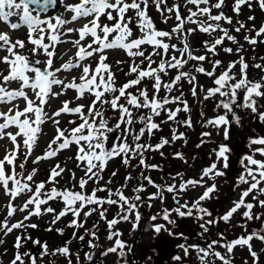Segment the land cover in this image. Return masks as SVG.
Wrapping results in <instances>:
<instances>
[{
	"label": "snow or ice",
	"instance_id": "1",
	"mask_svg": "<svg viewBox=\"0 0 264 264\" xmlns=\"http://www.w3.org/2000/svg\"><path fill=\"white\" fill-rule=\"evenodd\" d=\"M59 2L64 12L71 13L70 17L66 18L63 14H59L42 18L41 13L46 14L50 7L56 5L57 0H0V22L8 24L11 30H18L25 26L28 30L27 43L33 45L29 49L32 55L27 56L21 51L26 48L24 40L13 41L8 33L0 32V51L7 53L0 57V63L7 65V74L0 71V104L12 105L7 111H0V140L7 138L12 144V147L6 149L5 155L0 159V187L9 197L6 205L7 215L3 221H0V233L7 236L14 230L35 229L38 227L37 224L25 222L34 216L38 217L46 213L53 214L52 224L71 214L73 220L68 226L83 228L84 223L79 220V217L83 215L87 219L99 209L100 218L106 220L108 225V239L114 241L113 245L103 250L100 255L117 253L123 259L126 255L125 249L127 248L129 252L132 249L120 239L122 233L115 226L121 221L131 220L133 230H136L142 221L138 211L143 202L140 193L144 192L146 187L142 183L138 184L132 189L133 196L125 195L124 189L127 182L132 179L131 175L126 176V184L115 191L106 186H99L107 163L111 159L121 157L126 166H130L132 159H138L140 166L145 170L160 168L158 164L147 163L146 153L159 151L163 156L161 149L165 145L185 139V133L173 128L171 139L161 137L156 144L148 143L146 140L151 139L156 131L161 130L163 124L170 121H176L177 124L188 128L193 126L190 118L182 121L178 119V113L190 111V106L183 98V91H180L179 95H172L184 80L193 86V95L198 94L199 88L205 91V100L217 94L222 98L216 107L223 108L225 113L207 120L204 126L211 125L217 129L223 126L225 140L230 139V125L233 120L238 125L240 123L239 117L230 119L229 114L233 113V106L237 104L238 94L241 92L243 104L240 106L250 109L261 122H264V110H261L264 105L259 103V100L264 99V76L254 81L249 78L247 71L249 67L264 71V63L249 65L246 57L242 55L245 51L244 45L240 44L236 35L231 34L232 31L246 32L243 40L248 45L255 46L258 43H264V24H261L259 28H256L254 24L249 27L247 23L237 19L233 29L224 27V24L233 25L234 23L233 18L223 11L226 0H214V2L213 0H183V4L171 6H168L167 0H77L75 3L59 0ZM253 2L254 0H234L232 11L239 16L242 6L251 9ZM255 3L259 5L261 11H264V0H255ZM35 5H39L40 10L34 15L33 12L36 9L31 6ZM188 5L193 7H187ZM152 6H155L165 24L172 18L169 14H174L176 24L170 31L156 26L149 14ZM183 8H187L186 14L182 12ZM129 12L133 15H129ZM12 17H17L18 22L12 23L10 21ZM105 17L109 23L103 22ZM81 19L87 21L81 27H66ZM247 20L254 21L255 16L250 15ZM133 24L138 29V35L133 30ZM189 24L194 27H187ZM197 32L209 37L202 42V48L194 47L190 40V37ZM71 33H76L78 36L71 41L76 49L74 58L70 57L60 67H55V49L58 44L65 42L63 37ZM217 33L219 35H216ZM173 39L177 43H172ZM226 41L238 47L235 49L225 47ZM149 48L151 51L148 50ZM117 49L126 52L131 62L117 60L114 68L107 62L109 59L107 51ZM220 50L226 54L234 53L238 59L230 61L227 67H224L221 59L214 58L218 57ZM197 52L202 54L197 55ZM41 54L44 55V60L33 59ZM93 57H98L94 68L89 63H85ZM260 60L264 61V57H260ZM205 63L210 64L211 70L204 67ZM123 64L128 65L124 75L135 78L119 84L116 72L123 71L120 68ZM237 65L240 68L238 77L234 73ZM74 69H80L78 78L72 77L68 81L59 75L62 72L70 73ZM173 70L174 76L171 75ZM217 70H220L218 75ZM195 73L212 77L215 87L204 90L198 85ZM164 77L168 79L165 80ZM145 80L151 82L150 87L144 84ZM13 82L18 83L19 87L11 88L10 85ZM54 88L60 90L54 91ZM70 89L76 93L73 100L62 101V106L55 111H46L51 99L65 95ZM28 90H31L32 96H29ZM86 98H91V102L87 105L74 103ZM18 99L25 101L23 109L14 103ZM170 105H177V107L173 109L169 107ZM109 108L118 115L108 116ZM63 114L75 115L80 122L70 119L68 124L74 127L61 128L60 117ZM164 114L167 118L157 121L156 118ZM201 115L203 116V113ZM48 122L54 125L55 135L48 142L43 154L32 160V164L37 165L41 161L55 158L61 151L75 144L77 167L84 172V176L78 181L79 190H75V184L71 188L56 186L59 183L58 178L62 177L66 171L71 172L73 181L76 180L75 172L59 163L50 169L48 178L44 181L34 180L38 172L37 168L27 171L26 162L33 155L39 137L43 135L42 125ZM136 125L141 126L137 129ZM10 128H15L16 131H8ZM116 133L118 134L113 137ZM202 136H211V133L205 132ZM110 139L112 143L109 147ZM201 143L204 141L201 140ZM249 143L257 147L252 148V154L245 155L241 160L244 170L237 178V186L247 185V187L240 192L239 199L233 201L232 206L219 217L224 222H229L233 215L243 208L242 216L247 221L256 220L264 224V214L254 211L257 204L260 208H264V199H260L264 196V136L250 137ZM199 146L198 144L197 147ZM230 152L231 149L227 144H220L217 149H214L216 162L204 168L198 180L184 179L183 174L177 172L172 179L176 181L179 178V183L158 185L151 176L144 175L142 172L141 178L157 189L149 195V200L160 199L163 202V194L167 192L173 194V200L177 204L174 209H164L162 214L151 216L150 220L153 222L158 218L166 222V224H151V230L157 235L167 232L169 236L183 237V233L174 231L177 220L172 218L173 213L179 218L191 217L199 213L196 218L203 221L200 227L205 233L209 230L207 225L217 223L211 218L212 213L203 207L201 202L211 199L216 192L217 185L208 184L207 181L225 175L218 164H222L223 169H227ZM257 154L262 159L255 158ZM20 155H23V161L17 164ZM173 155L175 158L185 160L181 152H175ZM115 175L116 173L113 172L112 176ZM89 182L97 184L90 193L86 190ZM111 182L109 180L107 183ZM49 185L51 187H48ZM190 186L203 187L204 191L191 203L188 201L180 203V194L187 192ZM100 192H107V196H98ZM23 194H27L28 198L22 206L17 207L13 201ZM249 196L255 203L246 200ZM55 200L62 201L64 205L58 213L49 205L50 201ZM104 204L117 205L120 212L113 219L107 220V209L103 207ZM93 205L95 207H89ZM151 206L149 204V207ZM86 208L87 211H85ZM17 211L27 212V215L22 220L10 223ZM52 230L51 227L47 229V231ZM56 231L63 234V229H56ZM85 232L93 239L97 238L94 231L85 229ZM73 237L81 241L85 239L83 235L77 237L75 232ZM221 237L223 238L222 234ZM254 240L264 244V226L224 243L213 240L206 247L198 244H180L177 247L183 251L184 257L190 256V250H194L200 264H214L212 257L219 260L221 264H233L234 250L237 246H241L247 248L252 264H262L261 255L264 254V248L258 252L253 244ZM27 241L40 247L38 256L30 251H21ZM3 243L4 240L0 239V244ZM70 243L71 241H68L63 246L50 250L46 242L33 240L30 235L22 233L16 236L13 245L15 252L9 264H42L45 257L57 255L65 257L67 264H73L71 257L75 255V264H82L79 253L71 252ZM88 245L90 248L98 247L92 240L88 241ZM216 246L224 248L225 253L216 251ZM184 257L177 255L173 259L182 261ZM83 259L89 264H95L94 254L91 252L85 253ZM124 264L128 262L125 261Z\"/></svg>",
	"mask_w": 264,
	"mask_h": 264
},
{
	"label": "rangeland",
	"instance_id": "2",
	"mask_svg": "<svg viewBox=\"0 0 264 264\" xmlns=\"http://www.w3.org/2000/svg\"><path fill=\"white\" fill-rule=\"evenodd\" d=\"M66 3H75L77 0H65ZM168 6L172 4H183V0H167ZM214 2V0H213ZM234 0H226L225 7L223 11L233 18V25L224 24V27L233 29L235 27V21L237 19L244 21L248 24L249 27H252L254 24L256 28H259L261 24H264V11H261L259 5L253 2L252 8L249 9L247 6H242L241 13L237 16L236 13L232 11ZM187 7H193L192 5H188ZM63 14L66 18L71 16V13L64 12L63 6L60 4L59 0H57L55 9L49 11L47 14H41L42 18L52 17L56 13ZM182 12L184 14L187 13V8H183ZM35 15L36 12H33ZM150 16L155 21L156 26L159 29L168 30L170 31L171 28L176 24V20L174 19V14H169L172 16L171 19L165 24L162 22V18L160 13L157 12L155 6L150 8ZM215 14V10H214ZM129 15H133L132 12H129ZM255 16L254 21H248V16ZM12 23L18 22L17 17L10 18ZM87 21L84 19L79 20L73 24H69L66 27L71 28H79ZM104 23H109L105 18H103ZM134 32L138 35V29H136L135 24L132 25ZM187 27H194V25H187ZM0 32L8 33L13 41L16 39H21L26 42V48L21 50L23 54L27 56H31V52L29 49L33 47L30 43H27L28 38V30L25 26L20 27L18 30H11L8 24L4 22H0ZM231 34L236 35L240 41V44L244 45L245 51L242 53L246 57V61L249 65L253 63H264V61L260 60V57H264V43H258L255 46L248 45L244 40L243 36L247 34L246 32L235 33L234 31ZM254 35V33H252ZM216 35H219L217 33ZM78 38L76 33L67 34L63 37V43L57 45L55 49V67H60L63 62H66L70 57L74 58V54L76 49L73 47L71 41ZM209 37L206 34H201L197 32L194 36L190 37L191 43L196 48L203 47V41L208 40ZM47 42V41H45ZM172 43H177L175 39L171 41ZM225 47H232L235 49L238 45L232 44L231 42H225ZM151 51V48L148 49ZM42 52V50H41ZM247 52L250 54L247 56ZM197 55L202 54L201 52H197ZM7 55L6 52L0 51V57ZM107 55L109 57L108 63L112 64L115 68V61L123 60V61H130V58L127 56L126 52L123 50H108ZM223 61L224 67H227L230 61H235L238 59L236 54H226L222 50L219 51L218 57ZM33 59H40L44 60L45 57L43 54L33 57ZM158 59V58H157ZM98 57L89 58L85 61V63H89L93 68L96 65ZM43 67V65H39ZM205 68L211 70L210 64L205 63ZM123 71H117V80L119 84L126 82L128 79L135 78L134 76L128 77L125 76L124 73L128 70V65L123 64L120 66ZM0 71H4L7 74V65L0 63ZM220 70H217V75L219 74ZM239 65L236 66L234 69V73L239 76ZM248 76L251 80H259L262 76H264V71L260 69H256L254 67H249ZM80 74V69H74L70 73H60L61 77H65L68 81L72 79V77H77ZM171 75H175V71H171ZM198 78V85L202 86L204 90L208 88L215 87L213 84V78L208 77L206 75L195 73ZM167 80V77H164ZM144 84L149 85L151 82L145 80ZM11 88H18L19 85L16 82H13L10 85ZM59 88H54V91H59ZM193 86L187 81L184 80L180 84L179 88L176 89L172 93V95H179L180 91L184 93V99L187 101L188 105L190 106L189 112H180L178 113L179 120L191 119L192 127L188 128L182 125L177 124L176 121H170L162 125L160 131H156L155 135L151 138L146 140L148 143L156 144L160 141L161 137H165L171 139L172 136V129L176 128L178 132L185 133V139L177 140L173 144L165 145L161 151H163L164 155L161 156L159 151L156 152H148L146 153L147 163L149 164H158L160 166L159 169H148L145 170L142 166L140 167L138 159H132L130 161V166H126L123 163L121 157H116L111 159L105 168V171L102 173L103 179L99 181V186L107 187L115 191L117 188L126 184L123 174L125 173L126 169L132 175V180L127 182L126 187L124 189L125 195L133 196L132 189L136 187L138 184H144L146 190L140 195L143 197V202L139 207L138 211L142 217V231L139 234L138 241L135 245V252H136V259H138V263H135V260L130 255L127 248L125 249L126 255L123 259H121L117 253H110L107 256H101L100 253L107 249L108 247L112 246L114 241H110L108 239L109 229L106 220L101 219L99 215V209L94 212L91 216L85 217L81 215L79 220L84 223L83 228H75L69 227V223L73 220V216L68 214L65 216L64 221L65 228L69 231H72L71 237L75 240V243H70L69 247L73 254L79 253L81 257L82 264H89L88 261L83 259L84 254L91 252L94 254V261L95 264H124L125 261L128 264H200V261L197 258V253L194 250L191 251V255L188 257H184L183 251L177 247L180 244L192 245L198 244L201 247H206L208 243H211L213 240H218L221 243L225 241H231L240 237L241 235L247 234L253 229L258 227L264 226L261 221H247L243 216L242 213L244 209L238 210L232 217L229 222H224L223 220L219 219L231 206L232 202L239 199L240 192L247 187V185H239L237 186V178L243 172V166L241 164V160L245 155L252 154L251 149L257 146L250 145L249 139L250 137L255 136H264V122H261L258 116L251 112L250 109H246L241 107L240 105L243 104V93L238 94L237 104L233 106V113L229 114L230 119L233 117H239L240 123L239 125L233 123L230 125V139H224V131L223 126L220 129L214 128L213 126L209 125L205 127V122L209 119L215 118L217 115H223L225 110L223 108H217L216 105L222 99L218 94L215 97L209 98L207 100L204 99L205 91L197 89L198 94H192ZM135 91V89H133ZM29 96H32L31 90H28ZM76 93L74 90H67L65 95L59 96L58 98L51 99L49 101L48 106L46 107V111H55L56 109L62 106V101L65 100H73ZM163 95V93H161ZM91 102V98L81 99L79 101H75L74 103L80 104H89ZM20 109H23L25 106V101L23 99H18L15 101ZM261 105H264V99L259 100ZM11 104H0V111H7ZM74 106V105H73ZM169 107L175 108L177 105H170ZM182 107V105H181ZM261 110H264L262 108ZM203 113V116L201 115ZM107 115L110 117H115L118 114L108 109ZM166 114L162 115L161 117L156 118L157 121L166 119ZM78 119L75 115H67L63 114L60 117L62 121L60 127L61 128H71L72 125L68 124V120ZM115 122L114 120L112 121ZM141 125H136L137 129ZM43 135L39 137L38 144L35 147L33 155L29 158L26 162L27 171H31L34 167L38 169L34 180L36 182L47 180L48 174L50 169L57 163L61 164V166L70 169L72 172H75L76 180L73 181L71 178V172L63 173L62 177L67 179L70 185L73 187L75 184V190H79L78 181L81 177L84 176V172L81 168L77 167V161L75 159L77 146L75 144L71 145L69 149L61 151L57 157L52 158L50 160L41 161L37 165L32 164V160L35 159L36 156L42 155L45 151L48 142L52 139L55 135V127L51 122L45 123L42 125ZM8 131L15 132V128H10ZM209 132L211 136H202V133ZM116 134H113V137ZM201 140L204 143H201ZM112 140H109L108 146L110 147ZM200 145L197 147V145ZM220 144H227L231 152L229 154V167L227 169H223L222 164H218V167L221 168L225 175L221 177H216L214 180H208V184L215 183L217 185L216 192L212 195L211 199L202 201V206L206 207L212 213V219L216 220L217 223L212 225H207L208 231L205 233L203 229L200 227V224L203 221L196 218L199 213L194 214L191 217H184L179 218L176 216L175 213L172 214V218L177 220V227L174 229L177 233H183V237L177 236H169L167 232H161V234L157 235L153 230H151V224H161L166 222L158 218L155 222L150 220V217L157 214H162L164 209H174L177 207L176 202L173 200V194L164 192V200L161 202L160 199L149 200L148 197L151 193L157 191V189L151 185L147 184V181H144L141 178V173L143 172L144 175L151 176V178L155 181L156 184H164V183H179V178L176 181H173L172 177L176 175L177 172L183 174L184 179H199L202 173V170L208 166H210L213 162H216V156L214 153V149H217ZM12 147L11 142L5 138L0 140V159L3 158L5 155V150L10 149ZM21 152H23V148H21ZM175 152H181L184 154L185 160H181L174 157ZM257 159H262L258 154L256 155ZM23 161V155H20L19 159L17 160V164ZM19 171V169H17ZM115 172L116 175L113 177L112 173ZM132 173V174H131ZM27 173H25L26 175ZM61 178V177H60ZM207 179V178H206ZM109 180L112 182L109 184L107 183ZM58 187V185H56ZM48 187H51L49 185ZM97 187L96 183L89 182L86 186L87 192H91L93 188ZM204 191L203 187H189L187 192L180 194V203H184L188 201L191 203L193 200L197 199ZM98 196L105 197L107 196V192H100ZM28 198L27 194H23L19 196L13 203L19 207L22 206L23 202ZM260 199H264V196H261ZM248 202L255 203L252 201L251 196L246 198ZM9 197L5 195L4 190L0 187V220H3L4 217L7 215L6 205L8 204ZM149 204L152 206L149 207ZM89 207H95L89 206ZM103 207L107 209L106 218L107 220L113 219L120 212V208L117 205H108L104 204ZM88 209L86 208L85 211ZM254 211L256 213L264 214V208H260L257 204ZM112 212H114L112 214ZM27 215V212H19L17 211L14 217L11 218L10 223H15L19 220H22L23 217ZM37 216L32 217L29 221L25 223H31L35 221ZM38 216L37 218H40ZM45 218V217H44ZM134 220V216L132 217ZM208 219V217H205ZM61 221V219H60ZM60 221L58 223H60ZM63 221V220H62ZM56 222V223H57ZM95 222L92 227L91 223ZM140 224V223H139ZM138 224V226H139ZM95 225V227H93ZM60 225H54L55 228H58ZM138 226L136 230H133L132 221H121L119 224L115 226L118 229L122 236V239L128 248L133 244L134 239L138 234ZM83 229V230H82ZM85 229L90 231H94L96 233V239L86 232H83ZM20 230H14L12 233L6 236L4 239V243L0 245V264H9L11 259L9 257H5L4 259L2 256L11 254L15 252V249L11 247L9 248L10 244L8 243L10 237H14V235H21L22 232ZM77 234L78 236H85L83 241L79 240L78 238L73 237V233ZM221 234L223 238L221 237ZM92 240L94 244H97L98 247L90 248L88 245V241ZM253 244L255 249L259 252L262 248H264V244H262L258 240H254ZM74 245L77 246V249H74ZM216 251L221 253H225V249L219 246H216ZM181 256L184 257L182 261H176L173 259L174 256ZM73 264H75L76 257L72 255ZM150 258V259H149ZM214 261V264H221L219 260H216L215 257L211 258ZM233 264H252V258L249 256L248 250L246 247L237 246L234 250V254L232 255ZM67 264V259L63 256H48L45 257L42 264ZM261 262L264 264V254L261 255Z\"/></svg>",
	"mask_w": 264,
	"mask_h": 264
},
{
	"label": "trees",
	"instance_id": "3",
	"mask_svg": "<svg viewBox=\"0 0 264 264\" xmlns=\"http://www.w3.org/2000/svg\"><path fill=\"white\" fill-rule=\"evenodd\" d=\"M249 54L250 53L247 52V56ZM74 120H77V119H74ZM79 122L80 121L77 120V123H79ZM72 126L74 127V125H72ZM127 169H130V167ZM127 169H126L125 173L123 174L124 179L126 176L130 175V172H132V171H127ZM131 177H132V175H131ZM58 180H59L58 187H61V186L69 187V188L72 187L70 185L69 181L67 179H65L64 177L58 178ZM130 181H128V182H130ZM49 205L51 207H53L57 213L59 211H61L64 207L63 202L60 200L50 201ZM113 213L114 212H112V214ZM64 218H65V216L61 218V221L59 220L60 223H58L59 222L58 221L57 223L52 224L51 221L53 220V214L46 213V214L42 215L40 218L36 217L35 221L31 222V224H37L38 225L37 228H35V229L28 228L26 230L23 229V230H21V232L24 235H30L33 240L38 239L41 242H46L50 250L59 248V247L63 246L68 241L75 243V240L71 237L72 231H69L68 229L65 228L66 221H64ZM0 221H3V220H0ZM94 223L95 222L91 223V227ZM56 224L60 225V226L58 228H55L54 225H56ZM49 227H51L53 230L47 231V229ZM56 229H63V234H60L58 231H56ZM83 232H85V230ZM5 238H6V236H4L3 233H0V239L4 240ZM15 239H16V235H14V237L9 238L8 243L10 244V246H9L10 249H11V247H13V245L15 243ZM74 249H77V246L74 245ZM21 251H30L31 253L38 256L41 249H40V247L34 245L31 241H27L26 246L24 248H22ZM13 256H14V254L11 253V254H7V255L2 256V258L4 259L5 257H9L10 259H12Z\"/></svg>",
	"mask_w": 264,
	"mask_h": 264
},
{
	"label": "water",
	"instance_id": "4",
	"mask_svg": "<svg viewBox=\"0 0 264 264\" xmlns=\"http://www.w3.org/2000/svg\"><path fill=\"white\" fill-rule=\"evenodd\" d=\"M55 6H56V5H55ZM55 6H54V7H50V8L48 9L47 13H48L49 11L55 9ZM31 7L35 8V9H36V12H39V10H40V9H39V5H35V6H31ZM47 13H46V14H47ZM41 14H42V13H41ZM43 14H44V13H43ZM55 15H59V13L57 12ZM55 15H54V16H55ZM141 231H142V222H140V224H139V226H138V234H137L136 238L134 239L133 244L130 246V248L132 249V251L129 252V253H130V255L132 256V258L135 260V263H138V259H136L135 245H136V243H137V241H138L139 234L141 233Z\"/></svg>",
	"mask_w": 264,
	"mask_h": 264
}]
</instances>
